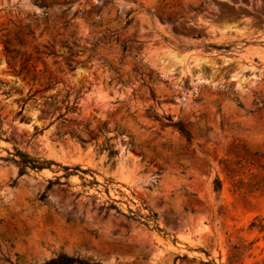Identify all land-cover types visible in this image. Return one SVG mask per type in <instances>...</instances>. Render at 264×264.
Segmentation results:
<instances>
[{
    "label": "rangeland",
    "instance_id": "obj_1",
    "mask_svg": "<svg viewBox=\"0 0 264 264\" xmlns=\"http://www.w3.org/2000/svg\"><path fill=\"white\" fill-rule=\"evenodd\" d=\"M253 221L264 0H0V264H264Z\"/></svg>",
    "mask_w": 264,
    "mask_h": 264
},
{
    "label": "trees",
    "instance_id": "obj_2",
    "mask_svg": "<svg viewBox=\"0 0 264 264\" xmlns=\"http://www.w3.org/2000/svg\"><path fill=\"white\" fill-rule=\"evenodd\" d=\"M122 51L125 52L126 47L123 46ZM155 118L157 119V117H155ZM165 120L167 122L166 124L176 127L179 130V132L186 137V139H189V134L183 128V126L180 122H178V121L173 122L169 117H167ZM88 136L90 139H94V137H95V135H92L91 132H88ZM8 161L13 163L18 168L19 175L26 173L27 170L41 171L43 169H50V166L52 164H54V163H52V161H45V160H41L39 158H33V157H30L29 155H27L23 152H20V151H16V153L14 155H12V158L8 159ZM55 165H57V164H55ZM62 169L66 172L65 176H64L65 178H68L70 175H72V173L69 172V170H70L69 167H62ZM73 171H80V169H78V167H75V168H73ZM80 172L85 173V171H82V170ZM92 183L97 184L94 181L89 182V184H92ZM54 185H56V186L67 185L68 186V184L66 182L60 183V178L57 177L53 181L52 180L47 181L46 189H50ZM219 189H220V185L218 182H216L215 183V191H219ZM43 199H44V196H41L40 200H43ZM110 209H113L115 211V215L117 217L123 218L127 222H134V223L143 225L145 227H149V222L154 223V221H155V214H153V213H149L148 215L142 217L141 215H138L136 213L129 211L130 215H126V214L122 213L113 203H110L105 208L106 211H109ZM67 221H69V220L67 219ZM254 227L258 228L259 231L264 230V226L263 225H256L255 221L250 223V228H254ZM155 228H156V230L160 231L157 227H155ZM43 264H91V263H89L83 259L77 258V257H70V256H67L66 254L59 253L58 255L47 260ZM95 264H98V263H95Z\"/></svg>",
    "mask_w": 264,
    "mask_h": 264
}]
</instances>
